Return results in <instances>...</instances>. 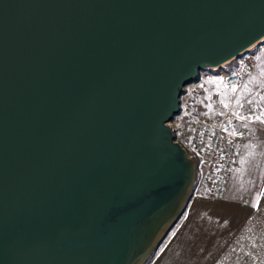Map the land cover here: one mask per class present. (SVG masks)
<instances>
[{"label": "water", "instance_id": "95a60500", "mask_svg": "<svg viewBox=\"0 0 264 264\" xmlns=\"http://www.w3.org/2000/svg\"><path fill=\"white\" fill-rule=\"evenodd\" d=\"M264 39V0H0V264H145L192 196L183 88Z\"/></svg>", "mask_w": 264, "mask_h": 264}, {"label": "crops", "instance_id": "0c3cea01", "mask_svg": "<svg viewBox=\"0 0 264 264\" xmlns=\"http://www.w3.org/2000/svg\"><path fill=\"white\" fill-rule=\"evenodd\" d=\"M262 60L264 52L236 89L235 106L247 98V89L264 86V76L261 81L253 76ZM234 116L235 133L240 140L223 196H191L175 225L145 264H264V157L259 162L241 157L247 132L264 136V113L253 116L239 107ZM251 168L262 177L256 189L244 193L237 184L240 178L246 181Z\"/></svg>", "mask_w": 264, "mask_h": 264}, {"label": "built area", "instance_id": "2783aa9c", "mask_svg": "<svg viewBox=\"0 0 264 264\" xmlns=\"http://www.w3.org/2000/svg\"><path fill=\"white\" fill-rule=\"evenodd\" d=\"M250 49L219 68L222 69L220 79L225 88L242 83L256 66L257 56ZM199 91L192 87L181 94L179 113L169 125L174 141L195 163L192 196L218 198L223 196L233 169L240 137L228 128L227 119L234 116L230 111L223 116L211 117L199 108L196 101ZM208 100L218 106L220 93L210 92Z\"/></svg>", "mask_w": 264, "mask_h": 264}, {"label": "rangeland", "instance_id": "374dc122", "mask_svg": "<svg viewBox=\"0 0 264 264\" xmlns=\"http://www.w3.org/2000/svg\"><path fill=\"white\" fill-rule=\"evenodd\" d=\"M250 51L256 54L258 59L259 55L264 52V39L260 43L253 46ZM263 68L264 60H262L256 74L253 75L258 81H261L262 77L264 76V72H262L264 70ZM214 69H216V67L212 70H201L197 79L193 81L194 83H191L192 85L189 86L186 85V88L184 87L185 91L183 88V94L186 92V90L189 91L192 87H196L198 90H200L196 98L198 106L203 112L209 114L211 117L223 116L227 113V111H230L232 115H235V113L239 111V107L244 112L252 114L253 116L259 114V112L264 113V86L257 90H252V88L249 90L247 89V98L242 104L239 103L235 106L233 97L240 84L231 88H225L222 85V81L220 79V72L222 69ZM213 91L220 93L221 100L218 106L212 105L208 100L209 93ZM225 105H227V107H225ZM234 117L235 116H229L227 119L228 128L233 132H235ZM244 137L245 138L241 149V157H244L245 159L248 157V159L252 160L253 162H259V160L264 157V136L247 132ZM248 170L249 171L245 179L247 181L246 186H244L246 181H244L243 178H240L237 184L239 191L244 190V193L256 189L259 186L260 178L262 177L261 173H257V175L255 174L254 170L256 169L251 168ZM233 183H235V181H233Z\"/></svg>", "mask_w": 264, "mask_h": 264}, {"label": "snow or ice", "instance_id": "6c2138e0", "mask_svg": "<svg viewBox=\"0 0 264 264\" xmlns=\"http://www.w3.org/2000/svg\"><path fill=\"white\" fill-rule=\"evenodd\" d=\"M233 90H235V89H233ZM225 107H227V105H225ZM257 119H259V117H257Z\"/></svg>", "mask_w": 264, "mask_h": 264}]
</instances>
